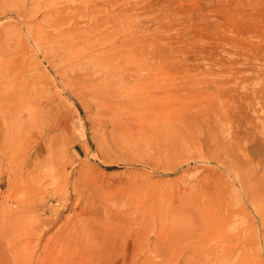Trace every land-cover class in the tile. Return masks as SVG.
<instances>
[{
  "label": "rangeland",
  "instance_id": "374dc122",
  "mask_svg": "<svg viewBox=\"0 0 264 264\" xmlns=\"http://www.w3.org/2000/svg\"><path fill=\"white\" fill-rule=\"evenodd\" d=\"M3 74L0 264H264V0H0Z\"/></svg>",
  "mask_w": 264,
  "mask_h": 264
},
{
  "label": "bare ground",
  "instance_id": "6f19581e",
  "mask_svg": "<svg viewBox=\"0 0 264 264\" xmlns=\"http://www.w3.org/2000/svg\"><path fill=\"white\" fill-rule=\"evenodd\" d=\"M20 5V4H19ZM17 6V5H16ZM38 6V5H37ZM15 7V6H14ZM20 7H22L21 5L18 7V8H20ZM25 7V6H24ZM34 8V7H33ZM65 35H62V38L64 37ZM60 38V37H59ZM62 38L60 39V40H62ZM58 39V38H57ZM59 40V39H58ZM65 40V39H64ZM64 40H62V42L64 41ZM66 40H67V38H66ZM36 42H38V41H36ZM69 42V41H68ZM39 43V42H38ZM47 43V42H46ZM64 43V42H63ZM67 43V41H65V44ZM74 43V42H73ZM52 44V43H51ZM64 44V45H65ZM87 44H88V41L87 40H78V41H75V43L74 44H72V45H67L66 47H65V50L67 49V50H69L70 49V47H71V49L73 50V49H77V51H79L80 53L79 54H81V53H83L82 52V49L81 48H85V47H87ZM39 45V44H38ZM41 45V44H40ZM56 45H57V43H56ZM61 45V44H60ZM64 45L62 46V47H64ZM53 46V45H52ZM54 47H56V46H54ZM53 47V48H54ZM57 47H59V44L57 45ZM52 49V48H51ZM58 49V48H57ZM64 49V48H63ZM62 49V50H63ZM71 49L69 50V51H71ZM78 49H80V50H78ZM53 50V49H52ZM62 50H59V53H61V52H63ZM64 50V51H65ZM85 50V49H84ZM58 53V52H57ZM58 53V54H59ZM56 54V53H55ZM57 54V55H58ZM62 54V53H61ZM66 54V53H65ZM71 54L72 55H70V56H73V52H71ZM78 54V53H77ZM77 54L76 55H74V57L76 56V57H78L77 56ZM78 54V55H79ZM54 55V54H53ZM59 56V55H58ZM57 56V58H59V59H62V58H60V57H58ZM69 55H66V58L68 57ZM81 56H83V55H81ZM56 57V56H55ZM62 57H64L63 55H62ZM74 57H72V58H67V59H65V61L66 60H68V59H73ZM79 58V57H78ZM52 59H53V56H52ZM51 59V60H52ZM81 59V58H80ZM58 60V59H57ZM82 60V59H81ZM53 61V60H52ZM60 61V60H59ZM62 61V60H61ZM64 61V60H63ZM72 61V60H71ZM57 62V61H56ZM72 63H74V61L73 62H71L70 64L72 65ZM76 63V62H75ZM58 64H59V62H58ZM62 64H65V63H62ZM69 64V65H70ZM77 65L79 64V63H76ZM83 64V63H82ZM82 64H80V65H82ZM84 65V64H83ZM60 66H62L61 64H60ZM65 66V65H64ZM74 66H75V64H74ZM63 67V66H62ZM73 67V66H72ZM78 67V66H77ZM77 67H75V68H77ZM63 68H66V66L65 67H63ZM83 68V66H81V68L80 67H78V71L79 72H81V71H83V70H81ZM67 70L69 69V68H66ZM71 69V68H70ZM72 70H74V68H72ZM63 71H64V69H63ZM65 73H67V71H64ZM76 73V72H75ZM7 75V74H6ZM5 74H3V76H1V79H0V117H1V120H3V121H5V123H7L8 122V124L6 125L7 127H6V131H7V134H8V138H7V141L8 142H13L14 143V140H16L17 141V143H18V151L19 152H22V151H20L21 149V146H23L24 147V145H25V143H29V141H28V138L30 137V133H31V131L33 132V129H34V126H35V124H36V121H37V119H39L40 120V117H39V115H40V112H41V108L39 107V105L37 104V102H36V98H37V96L35 97V95H37V94H35V92H34V94L31 92V90L29 91V90H27V89H23V88H21L20 86H15L13 83H12V81L13 80H15L16 81V79H14V78H9V77H15L14 75L15 74H11L12 76H9V77H7ZM5 76L7 77L6 79H4L5 78ZM80 78V77H79ZM8 79V80H7ZM3 85V86H2ZM20 87V88H19ZM103 89V88H102ZM106 89V88H105ZM99 91L101 90V89H98ZM97 90V91H98ZM40 91V90H39ZM96 92V91H95ZM105 92H103V94H104ZM107 93V92H106ZM100 94H102V93H100ZM39 95H41V93L39 94ZM107 95V94H106ZM95 96H97V97H95L96 98V101H98L99 103H100V105L99 106H102L101 104H103L104 105V101H103V99H101L100 98V95L99 94H96ZM102 97H103V95H101ZM106 97V96H105ZM109 97V96H108ZM110 97H112V95L110 96ZM39 98V97H38ZM106 99H107V101H108V98L106 97ZM105 99V100H106ZM110 99H112V98H110ZM109 99V100H110ZM4 124V123H3ZM27 136H28V138H27ZM30 139H32V138H30ZM15 141V142H16ZM38 141V140H37ZM36 141V142H37ZM30 142H31V140H30ZM32 143H34V142H32ZM58 145V144H57ZM10 147H12V145L10 146ZM22 147V148H23ZM7 148H9V147H7ZM25 148V147H24ZM39 149V148H38ZM51 149H53V148H51ZM27 150V149H26ZM8 151V150H7ZM6 151V152H7ZM62 151V150H61ZM15 152V150L13 151V153ZM9 153V152H8ZM12 153V154H13ZM23 153V152H22ZM7 154V153H6ZM16 154V153H15ZM1 156L2 157H4L2 154H1ZM34 157H31V154L30 155H28L27 157H25V158H23V161H22V163H21V171L20 172H22V175L27 179V178H29V177H31L32 175H33V173L35 172V170H36V168L38 167V163L39 162H37L36 161V157H38V153H35L34 155H33ZM54 155H52V157H53ZM14 157V156H13ZM45 157V156H44ZM54 158V157H53ZM5 159V158H4ZM8 159V158H7ZM10 159V158H9ZM12 159V158H11ZM10 159V160H11ZM35 159V160H34ZM45 159V158H44ZM47 160V159H46ZM8 161V160H7ZM14 161H16V160H14ZM40 161V160H39ZM44 161V160H43ZM4 162H5V160H4ZM9 162H11V161H9ZM8 162V163H9ZM17 162V161H16ZM20 162V161H19ZM18 162V164L20 165V163ZM45 162V161H44ZM6 164H7V162H5ZM47 163V162H46ZM45 164V163H44ZM6 166V165H5ZM4 166V167H5ZM12 166V164L10 165V167ZM7 167V166H6ZM9 167V170L11 169ZM17 167H18V165H17ZM40 167V166H39ZM13 168H16V166L14 167L13 166ZM20 169V168H19ZM8 170V171H9ZM15 170V169H14ZM14 170H13V172H14ZM11 171V170H10ZM39 172V171H38ZM37 172V173H38ZM42 172V171H41ZM60 172V171H59ZM15 174H17V173H15L14 172V176H15V178H18V177H16V175ZM59 174V173H58ZM12 175H13V173H12ZM18 175V174H17ZM19 176H20V174H19ZM34 176V175H33ZM33 176H32V178H33ZM58 176V175H57ZM56 177V176H55ZM30 179V178H29ZM36 179V178H35ZM32 181H33V179H31ZM31 180H29V181H31ZM22 181H23V179H22ZM32 184H34V182H31ZM36 184V183H35ZM34 184V185H35ZM32 187V186H31ZM34 187V186H33ZM32 187V188H33ZM31 190V189H30ZM31 196H32V194H31ZM29 198V197H28ZM31 198V197H30ZM30 203V202H29ZM32 203V202H31ZM30 203V204H31ZM25 207H27V206H25ZM29 208V207H28ZM18 209V208H17ZM22 211V210H21ZM18 213V212H17ZM16 213V214H17ZM25 213V212H24ZM18 215V214H17ZM21 215V214H20ZM22 216V215H21ZM20 216V217H21ZM40 218H37L36 219V221H38ZM54 220V219H53ZM36 224V223H35ZM38 225V224H37ZM49 225H50V223H49ZM34 226H36V225H34L33 224V227ZM38 227H39V225H38ZM61 227V226H60ZM35 228V227H34ZM18 229V228H17ZM38 229V228H37ZM49 229L47 228V230H43V233H46V231H48ZM62 230V229H61ZM24 232V231H23ZM26 232H27V230H26ZM33 232H34V230H33ZM28 233V232H27ZM30 233V232H29ZM41 233V232H40ZM32 234H30V236H31ZM35 236V235H34ZM37 236V235H36ZM37 238H39V237H37ZM41 238V237H40ZM33 240V239H32ZM74 240L75 241H79V238H77V237H74ZM61 243L60 244H62V240L60 241ZM33 243V242H32ZM247 244H249V243H247ZM67 245H69V243H67ZM76 245V244H75ZM75 245H73V246H75ZM22 246V244H19L17 247H16V249H14L15 251H16V253H18V249L20 250V247ZM253 247V246H252ZM6 252V251H5ZM12 252V251H11ZM9 253V252H8ZM4 255H5V253H4ZM6 255H7V253H6ZM10 255V254H9ZM19 256V255H18ZM4 257V256H3ZM33 257V256H32ZM7 258H8V255H7ZM64 263V262H63Z\"/></svg>",
  "mask_w": 264,
  "mask_h": 264
}]
</instances>
